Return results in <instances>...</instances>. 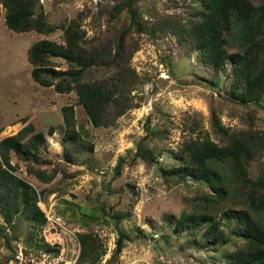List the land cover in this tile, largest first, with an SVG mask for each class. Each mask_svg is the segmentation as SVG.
Segmentation results:
<instances>
[{
  "label": "rangeland",
  "instance_id": "374dc122",
  "mask_svg": "<svg viewBox=\"0 0 264 264\" xmlns=\"http://www.w3.org/2000/svg\"><path fill=\"white\" fill-rule=\"evenodd\" d=\"M263 1L251 0L256 6ZM201 4L202 0L137 1L139 15L149 27L130 36L136 48L131 67L139 84L132 91V109L109 127H95L90 122L75 91L58 93L53 86L43 87L32 78L29 48L45 38L64 44L63 30L50 34L16 32L7 26L3 12L0 140L28 126L32 128L25 140L43 133L45 152L39 165L47 171L55 169L56 176L45 183L28 172L22 155L12 154L15 173L41 192L38 205L47 223L36 231L24 216L10 218L0 210V264H6L19 247L59 255L65 264H75L81 252L80 234L96 239L100 251L95 263L87 260L84 264H229L231 252L243 238L236 219L223 216L231 209L250 207L245 183L237 180L228 163H219L233 183L226 201L208 203L203 199L210 192L207 183L174 171L181 166L178 153L190 137L223 143L222 127L264 131V94L259 92L243 101L238 96L241 88L235 90L232 62L219 70L206 66L196 51L168 29L180 19L194 18ZM114 6L113 0H40V10L52 23L83 13L82 28L88 39H111L128 24L125 12L111 18ZM168 20L172 24L166 25ZM236 42L231 52L237 51ZM58 61L66 68L64 61ZM68 105H73L77 127L94 145L93 152L66 156L62 108ZM168 118L173 124L166 138L150 134ZM146 136L148 154L144 160L137 153ZM248 167L253 176L263 173L264 154L250 160ZM257 196L264 197V189L258 190ZM183 214L213 215L226 230L228 240L214 243L205 230L193 234L189 227L177 229V219ZM256 217L264 222V212ZM121 230L125 239L118 252ZM43 241L48 247L38 248L36 244Z\"/></svg>",
  "mask_w": 264,
  "mask_h": 264
},
{
  "label": "trees",
  "instance_id": "16d2710c",
  "mask_svg": "<svg viewBox=\"0 0 264 264\" xmlns=\"http://www.w3.org/2000/svg\"><path fill=\"white\" fill-rule=\"evenodd\" d=\"M113 1L111 18H118L125 12L128 24L111 39H88L82 28L81 12L71 20L56 24L40 10V0H0V19L4 12L5 22L13 31L50 34L63 30L64 44L45 38L29 48L32 78L43 87L53 86L58 93L75 91L78 103L95 127H109L132 109V91L137 88L139 77L131 67L136 48L130 43V36L133 32L142 33L149 29L136 8L138 0ZM164 25L158 27L167 30ZM169 25L168 29L190 50L196 51L206 66L219 70L232 62L235 90L241 88L238 96L243 101L259 92L264 94V1L256 6L251 0H202L194 18L180 19L171 27ZM233 42L238 49L231 52ZM58 60L64 61L66 68H62ZM62 113L68 142L66 156L93 152L94 145L77 127L73 105L64 106ZM172 124V119L168 118L150 134L166 138ZM31 128L28 126L16 135L0 140V210L10 218L16 214L24 216L32 221L36 231H41L47 223L45 213L38 205L42 194L19 177L12 164V154L16 153L22 155L21 158L27 161L28 172L39 180L48 183L56 176L55 169L47 171L39 165L45 152V135L39 132L25 140ZM221 130L223 143L210 138H188L178 153L181 166L174 172L207 183L210 192L203 199L208 203H221L227 200L233 180L219 163L229 164L237 180L245 183L247 199L251 203L249 208L224 212L223 217L236 219L237 230L243 238L231 252L229 264H264V222L256 217V213L264 212V197L257 196V191L264 189V172L253 176L248 167L250 160L259 159L264 154V131L253 127L241 130L222 127ZM147 139L149 136L138 145L137 155L144 160L148 154L145 150ZM257 197H260V203L254 206ZM186 227L191 228L193 234L205 230L207 238L214 243L228 240L221 222L210 214H183L177 219L176 228ZM119 234L118 252L125 239L122 230ZM78 239L81 252L75 264H84L87 260L95 263L100 257L96 239L88 234H80ZM30 240L33 242L32 237ZM36 246L46 248L48 244L43 241Z\"/></svg>",
  "mask_w": 264,
  "mask_h": 264
},
{
  "label": "built area",
  "instance_id": "2783aa9c",
  "mask_svg": "<svg viewBox=\"0 0 264 264\" xmlns=\"http://www.w3.org/2000/svg\"><path fill=\"white\" fill-rule=\"evenodd\" d=\"M6 264H65L60 256H52L49 253H34L26 248H17L10 256Z\"/></svg>",
  "mask_w": 264,
  "mask_h": 264
}]
</instances>
